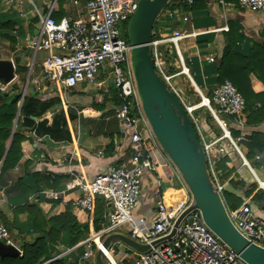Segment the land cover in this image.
<instances>
[{
	"label": "crops",
	"instance_id": "obj_1",
	"mask_svg": "<svg viewBox=\"0 0 264 264\" xmlns=\"http://www.w3.org/2000/svg\"><path fill=\"white\" fill-rule=\"evenodd\" d=\"M77 1L75 5L73 0H11L9 4L6 0H0V62L10 65L13 78L16 75L21 79L20 74H25V83L20 82L18 85V116L13 121V124L17 121L20 123L18 132L22 136L19 144L21 157L0 177V223L8 229L12 245L18 249L19 254L22 245L34 243L37 236L34 232V218L39 215H30L25 207L40 210L42 231L59 228V222L69 217L76 220L80 228H88V234L83 235L79 242L92 239L101 229V224L95 232L89 219L90 212H77L74 209L72 203L80 197V190L76 186L67 187V184H71L80 175L90 180L112 165L124 168L131 166L130 130H121L115 118L119 99L114 89H109L105 84L99 90L92 85L80 84L65 91L62 97L52 87L37 90L28 85L31 79L41 76L40 62L44 52H35L29 47L37 38L40 17L48 12L56 22L66 17H78L84 12L85 0ZM197 4L191 9L192 4L187 6L181 5L179 0H162L149 8L145 37L147 42H159L164 71L173 75L170 83L176 91L173 92L153 68L163 88L153 80L147 82L150 102L156 106L154 112L161 115L159 122L163 134L182 144L201 171L211 194L214 192L212 197L215 203L219 202V206L216 204L218 208L227 215V211L248 204L255 214L264 217V171L253 158L255 153L264 148V143L262 149H254L251 156L247 155L249 150L243 144L252 132L264 141V122L247 126L244 113L241 120L219 116L218 121L224 120L225 130L231 139L239 140L234 141L237 150L228 149L226 139L216 144L227 149L224 155L213 160L214 176L222 187L217 191L202 150V142L214 140L222 134V129L205 107L193 110L191 115L185 110V106L196 105L201 97L209 96L221 84L217 81L215 66L224 47L230 45L234 52L247 57L257 44L264 46V15L239 9L235 0H201ZM179 7L187 13L188 20L179 23L177 28L182 33L193 35L182 38L181 46L178 40L175 47L167 39L176 30L177 22L171 20L167 13ZM210 54L215 57L213 63L206 60ZM182 68L186 69V73L181 72ZM249 79L253 91L261 92L264 89L253 75ZM0 82L4 80L0 78ZM22 92L23 96L26 93L39 100V103L28 106L27 117L20 115ZM148 126L153 135L149 122ZM145 143H148V155L158 161L159 165L155 172H145L141 180L140 200L145 204L141 218L148 223L154 214L157 189L162 194L170 193L172 199H175L176 193L171 189L176 188L178 183L176 178H170V168L174 169L169 160L163 156L164 162H160L151 154L153 149L160 152L157 142L150 139ZM47 191L59 192V195L55 199H48L45 196ZM226 194L230 195V199L227 200ZM238 199L241 202L232 208L231 204ZM106 208L107 212V205ZM55 216L58 219L50 222ZM114 236L122 238L119 233ZM103 239L104 236H99V241L113 250L109 243L111 238ZM69 240L66 230L59 234L55 242H48L47 256L41 264L58 258L73 264H98V251L93 245V256L82 262L79 256L83 247L78 245L79 242L71 246ZM111 255L116 264H119L118 258L123 255L129 264L131 256L115 251ZM99 261L106 264L102 255Z\"/></svg>",
	"mask_w": 264,
	"mask_h": 264
},
{
	"label": "built area",
	"instance_id": "obj_2",
	"mask_svg": "<svg viewBox=\"0 0 264 264\" xmlns=\"http://www.w3.org/2000/svg\"><path fill=\"white\" fill-rule=\"evenodd\" d=\"M10 2L11 0H6L7 4ZM192 2L193 0H179L181 5L187 6ZM77 3V0H73V4ZM138 3L139 0H85L84 12L80 16L62 18L59 22L48 12L40 17L37 38L29 44L35 52L43 51L44 56L40 62L41 76L31 79L28 85L37 90L52 87L64 97L65 91L83 83L99 90L109 78L119 99L115 118L121 130H130L131 166L124 168L112 165L90 180L82 175L77 176L71 184H67V187L76 186L80 190V197L72 205L77 212L89 213L94 208L96 198L104 201L108 211L105 212L101 229L96 234L98 239L99 236H105L122 225L131 223L129 236L138 241L139 244L134 247L141 252L132 253L129 264H247L208 227L200 211L195 208V201L187 184L178 174L176 180L184 192V200L180 206L174 210L170 193L162 194L157 189L151 220L147 223L142 219L140 224H136L133 219L132 210L139 204L142 194L143 174L147 171L155 172L158 167V161L148 155V143H145L137 129V125L141 123L149 138L154 140L131 69L129 53L132 46L123 39L118 29L119 25L129 23ZM236 6L250 13L264 15V0H236ZM167 15L177 22L176 30L167 39L176 47L178 40L193 35L182 33L177 28L179 23L183 24L188 20V15L182 7L168 12ZM148 44L152 48V67L167 86L176 92L170 83L173 75L164 71L163 54L158 49L159 42L152 41ZM206 60L213 63L215 57L210 54ZM181 72L186 73V69L182 68ZM9 83L10 81L0 82L1 93L8 92ZM22 96L23 92L21 98ZM244 105L243 96L229 80H224L209 96L201 97L196 105L185 106L189 115L193 110L205 107L222 129V134L214 140L202 142V150L217 191L222 187L214 176L213 160L224 155L227 149L216 144L226 139L227 148L237 150L234 141L239 140L231 139L229 132L225 130L226 123L224 120L218 121V118L225 116L241 120ZM253 158L264 171V148L255 153ZM58 195L59 192L55 191L45 192L48 199H55ZM226 217L250 246L264 249V217L255 214L248 204L227 211ZM0 242L12 245L10 233L1 223ZM109 243L110 246L113 245L111 239ZM78 245L83 247L79 256L81 261L93 256V245L106 260V264H111L104 249L110 254L114 251L101 241L96 244L93 238L86 239ZM121 249L126 250L124 247Z\"/></svg>",
	"mask_w": 264,
	"mask_h": 264
},
{
	"label": "trees",
	"instance_id": "obj_3",
	"mask_svg": "<svg viewBox=\"0 0 264 264\" xmlns=\"http://www.w3.org/2000/svg\"><path fill=\"white\" fill-rule=\"evenodd\" d=\"M197 3H201V0H193L191 9L195 8L198 5ZM184 7L186 9V6ZM182 42L183 39L179 40L178 43L180 46ZM215 67L218 73V83H222L224 80H229L243 96L245 100L243 108V113L246 115L245 124L247 126H254L264 122V89L261 92L253 91L249 79V76L253 75L264 86V46L257 44L253 47L250 54L247 57H244L234 52L232 46L227 45L224 47L222 55L219 58V61H217ZM5 96L6 95L0 94V163L2 161L0 166V177L7 169L13 167L21 157L19 144L22 136L18 132L19 121L15 124V128L12 129L20 94L8 102H4ZM31 103H39V100H35L33 96H27L25 93L20 107L21 116H28V106ZM34 114L37 113L34 112ZM259 138L254 135V132H252L248 141H243L244 146L249 150V153L247 154L248 156L252 155L254 149H262L261 145L264 141H261ZM226 197L227 200L230 199V195L226 194ZM240 202L241 200L238 199L237 202L231 204V207L235 208ZM24 209H26L30 215L34 213L39 215V217L35 216L34 218V232L37 233L36 239L32 244L24 243L22 245L21 254L17 256H0V264H41L47 256L48 242H55L61 232L68 231L70 236L69 243L71 246L79 242L83 235L85 236L88 234L87 226L80 228L79 223L76 220H71L69 217H67L65 221L59 222V228H51L50 231H42L39 223V218L41 216L40 210L35 207H25ZM106 210L107 208L104 201L101 198H96L94 208L89 214V219L92 222L95 232L99 230ZM57 219L58 216H55L50 219V222H54ZM23 235L24 234H20V236ZM118 259L119 264H128L124 255ZM47 264L73 263L67 262L64 258H58Z\"/></svg>",
	"mask_w": 264,
	"mask_h": 264
},
{
	"label": "water",
	"instance_id": "obj_4",
	"mask_svg": "<svg viewBox=\"0 0 264 264\" xmlns=\"http://www.w3.org/2000/svg\"><path fill=\"white\" fill-rule=\"evenodd\" d=\"M162 0H139L137 10L129 21V43L132 46V67L143 112L155 130L156 137L161 145L166 148L175 163L177 171L187 184L193 199L195 208L202 215L208 227L229 247L239 254L247 264H264V249L250 246L231 226L226 215L216 205L201 171L189 154L186 153L182 144L176 140H170L163 132L161 124L151 106L147 90V82L155 81L159 87L163 86L154 73L151 55L148 51V43L145 37L146 19L152 4ZM141 56V57H140ZM139 59L141 60L140 66ZM0 78L8 82L13 78V72L8 63L0 62ZM18 116V111L16 113ZM15 127V122L13 128ZM13 131V130H12ZM2 161L0 163V166ZM18 249L13 245L0 242V256H17ZM101 254L98 252L96 259L98 264Z\"/></svg>",
	"mask_w": 264,
	"mask_h": 264
},
{
	"label": "rangeland",
	"instance_id": "obj_5",
	"mask_svg": "<svg viewBox=\"0 0 264 264\" xmlns=\"http://www.w3.org/2000/svg\"><path fill=\"white\" fill-rule=\"evenodd\" d=\"M118 29H119V31H120L121 36L123 37V39H125L126 41H129V23L128 24L126 23V24L119 25L118 26ZM148 51H149V53L151 55L152 48L151 47H148ZM129 58H130L131 69H132V72H133V67H132V52L129 53ZM27 69H28V67H27ZM24 75L20 74L21 79H18V77H16V75H15L14 78L9 83L10 90H8L7 93H1L0 92L1 95H6L4 97L5 98V101L3 99L4 102H6V101L8 102L9 100H12L18 94H20V92H19V88L20 87L18 88V85L20 84V82H24L25 83V81H24L25 80L24 79ZM133 77H134V81H135L134 72H133ZM83 84H85V83H83ZM135 84H136V82H135ZM105 86H108L109 89H112L113 90L112 84H111V80L109 78L106 79ZM150 103H151V106H152V108L154 110L156 106L155 105H152L153 102H150ZM155 115L157 116V118L160 121L161 115L158 112H155ZM150 127L152 128V125L151 124H150ZM137 129L141 133L142 138L146 142H149L150 141L149 135H148L146 129L141 125V123H139L137 125ZM152 130H153V138H154L155 142H157L156 144L158 145L160 152L157 151L156 149H153L151 151V154L154 157L158 158V160L160 162H164L163 156H165L169 160L170 166L174 169V171H173L170 168V174H169L170 175V178L173 180V179L176 178V174H178V175H180V174L177 171V168L175 166L174 160H173L170 152L161 145V143L158 141V139L156 137L155 130L153 128H152ZM165 164H166V162H165ZM158 168H159V165H158L157 169ZM171 190L176 193L175 199H172V201H171L172 202V204H171L172 208L174 210H176L180 206V204L182 203V201L184 200V192H183V190H182V188L180 186H177L176 188H172ZM212 194L214 195V192H212ZM216 204L219 206V202L218 201L216 202ZM144 207H145L144 202H142V200H140V204L136 208H134L132 210V216H133V219H134V221H135L136 224H140V222L142 220L141 215L143 213ZM230 224H231V226H233L232 225V222H230ZM130 228H131V223H126V224H124V225L121 226V229L114 230L112 232L107 233L104 236V239L103 240H106V239L111 238V240L113 241V245L111 246V248L115 252L121 253L122 255L123 254H127L129 256H132L133 255L132 253H134V254L136 253L137 254V253L141 252V250L134 247L135 245H138L139 243H138L137 240L130 238V236H129V230H130ZM117 233H119V235L123 239H120V237L114 236ZM126 240H129V241H126ZM121 247L126 248V250L123 251L121 249ZM85 261L86 260H83L82 262H85ZM103 262H105V261H103Z\"/></svg>",
	"mask_w": 264,
	"mask_h": 264
},
{
	"label": "bare ground",
	"instance_id": "obj_6",
	"mask_svg": "<svg viewBox=\"0 0 264 264\" xmlns=\"http://www.w3.org/2000/svg\"><path fill=\"white\" fill-rule=\"evenodd\" d=\"M141 57V56H140ZM140 63H141V60L139 59V66H140ZM199 92V91H198ZM93 241L96 243V244H99L100 243V241H99V239H98V237L95 235L94 237H93ZM105 250V254L109 257V259H110V261H111V264H116V262H115V260L112 258V256H111V254H110V252L109 251H107L106 249H104Z\"/></svg>",
	"mask_w": 264,
	"mask_h": 264
}]
</instances>
